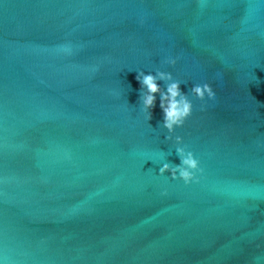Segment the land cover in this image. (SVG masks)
<instances>
[{
	"label": "water",
	"instance_id": "1",
	"mask_svg": "<svg viewBox=\"0 0 264 264\" xmlns=\"http://www.w3.org/2000/svg\"><path fill=\"white\" fill-rule=\"evenodd\" d=\"M157 69L193 103L172 134L135 79ZM204 82L214 99L192 95ZM255 101L264 0H0V261L264 264ZM168 135L200 159L199 183L155 175L179 163Z\"/></svg>",
	"mask_w": 264,
	"mask_h": 264
},
{
	"label": "clouds",
	"instance_id": "2",
	"mask_svg": "<svg viewBox=\"0 0 264 264\" xmlns=\"http://www.w3.org/2000/svg\"><path fill=\"white\" fill-rule=\"evenodd\" d=\"M179 56L166 55L162 63L175 67L178 63ZM135 79L138 81L139 85L143 89L140 99L142 100L143 110L146 113V119H151V109L155 107L157 93L160 95L159 107L163 112V127L168 130L170 134L175 132L177 127H181L186 119L191 115L193 111V103L189 96L184 93L180 87L182 81L173 77L171 72L160 71L157 69L155 73L140 71L136 74ZM158 80L169 81L166 90H162L158 84ZM251 80L258 79L253 75ZM192 95L204 100H212L215 98V90L211 84L195 83L191 88ZM254 101V98L251 97ZM256 105L264 107L259 101H255ZM168 140L174 141V146L176 153L179 157V163H171L163 160L160 163L157 176H165L167 174L172 180H182L185 185H190L192 183H199L200 176L203 174L204 168L201 166V161L197 155L192 151L183 140V137L179 135H168L166 137ZM162 195H167V190L162 192ZM0 264H4L0 261Z\"/></svg>",
	"mask_w": 264,
	"mask_h": 264
}]
</instances>
